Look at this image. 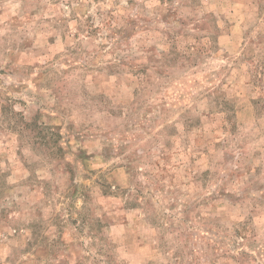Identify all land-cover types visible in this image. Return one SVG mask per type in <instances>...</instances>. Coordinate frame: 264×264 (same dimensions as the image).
<instances>
[{"label": "rangeland", "instance_id": "374dc122", "mask_svg": "<svg viewBox=\"0 0 264 264\" xmlns=\"http://www.w3.org/2000/svg\"><path fill=\"white\" fill-rule=\"evenodd\" d=\"M0 264H264V0H0Z\"/></svg>", "mask_w": 264, "mask_h": 264}]
</instances>
